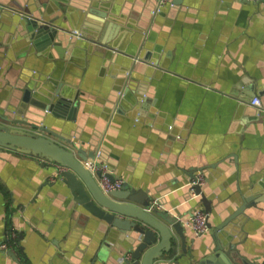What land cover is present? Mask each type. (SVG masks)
<instances>
[{
    "label": "crops",
    "instance_id": "crops-1",
    "mask_svg": "<svg viewBox=\"0 0 264 264\" xmlns=\"http://www.w3.org/2000/svg\"><path fill=\"white\" fill-rule=\"evenodd\" d=\"M91 6L104 8L107 17L90 12ZM171 6L166 2L146 19L130 0H48L41 9L35 4L33 16L53 18L67 31L99 21L100 35L119 50L114 57L86 53L82 43L66 38L63 45L75 49L60 58L51 46L34 49L23 33L2 23L0 49L7 53L0 52V108L11 107L12 93L30 79L36 86L47 77L62 82L76 112L70 120L45 116L63 137L57 141L86 151L94 142L113 177L159 196L160 208H176L179 217L203 208L199 197L185 199L190 175L200 171L211 227L199 237L184 228L191 256L182 258L196 264L213 243L219 216L232 213L245 194H264V1L182 0ZM146 52L157 61L152 68L132 58ZM125 69L131 70L128 90L117 112ZM252 93L262 112L249 105ZM56 170L36 156L0 150V241L11 228L20 248L11 250L17 260L0 252V264H106L104 234L72 218L74 207H65ZM237 224V248L251 260L262 259L264 198L246 208Z\"/></svg>",
    "mask_w": 264,
    "mask_h": 264
},
{
    "label": "water",
    "instance_id": "water-1",
    "mask_svg": "<svg viewBox=\"0 0 264 264\" xmlns=\"http://www.w3.org/2000/svg\"><path fill=\"white\" fill-rule=\"evenodd\" d=\"M47 1L0 0V26L6 23L14 27V30L23 33L25 40L29 41L34 49L42 50L46 46H51L60 58H65L67 51L75 49L71 47L72 50L69 51L67 45H63L66 38L72 43H82L86 53L94 51L103 58L107 53L111 57L118 54L119 50L110 44L107 34L100 35L103 24L100 25L99 21L95 24L86 20L79 28L73 27L72 30L67 31L54 25L53 18L42 19V14L39 17L33 16V11L36 10L35 4L40 5L39 9H41L45 7ZM130 1L140 9V13L146 19L147 16L151 19L152 11L161 2V0ZM181 1L168 0L171 7L180 4ZM87 9L103 18L107 17L104 8L98 10L91 6ZM107 21L105 23H109L110 20ZM98 29L99 33L96 34ZM73 30L79 35L74 34ZM0 52L6 55V48L3 47ZM138 53L132 57L135 62L146 63L148 68L157 64L156 60L148 56L149 52L142 55ZM124 71L126 80L116 102L117 112H121L122 105L118 103L128 90L127 81L131 70ZM19 88L21 89L12 93L11 107L0 108V150L5 148L30 154L54 164L56 168L62 167V170L57 168L56 172L57 179L65 187L66 192L62 195L65 207L68 209L74 207L72 218H80L84 225L92 223L96 231L104 234L105 241L101 246L107 249L106 264H184L183 255H189V252L186 250L187 239L184 227L179 221V211L176 208L172 212L161 209L163 199L155 194L145 193L141 189L132 188L125 181L120 189L104 193L94 175L85 166L87 161L91 162L95 159L97 144L92 142L89 151L79 146H65L57 141L58 138L63 139V137L45 124L44 119L47 114L67 120L75 117L74 100L63 89L62 82H55L47 77L36 86L34 79H30ZM251 96L254 97L255 93ZM138 102H141L140 97L137 98L134 106L139 104ZM210 167L200 170L204 171ZM190 177L191 180L194 179L193 175ZM45 182L48 183L47 180ZM192 188L209 215L211 213L209 197L205 195L202 186L193 185ZM189 197L188 187L185 199L189 200ZM263 198L264 194H245L232 213L225 217L222 213L219 216V223L213 228V243L203 251V256L196 264H264V257L260 260H251L237 248V244L242 240L238 236L240 233L238 229L241 226L237 224L238 217L246 208ZM19 237L21 238L22 234ZM6 253L17 260L11 250ZM127 254L130 256L127 257Z\"/></svg>",
    "mask_w": 264,
    "mask_h": 264
},
{
    "label": "built area",
    "instance_id": "built-area-1",
    "mask_svg": "<svg viewBox=\"0 0 264 264\" xmlns=\"http://www.w3.org/2000/svg\"><path fill=\"white\" fill-rule=\"evenodd\" d=\"M250 1V0H247ZM168 2V0H161L160 5L156 6L152 11L153 14H157L161 7ZM74 34L79 35L76 30L72 31ZM249 105L253 106L257 112H262L263 108L261 106V101L258 97H252L249 100ZM86 168L94 175L97 184L104 193H108L113 190L120 189L124 183V180L120 177H111V171L109 165L101 159L100 148L95 149V159L93 161H87L85 163ZM59 170L62 167L57 166ZM113 176V175H112ZM50 180L53 182L55 176H52ZM205 183V178L200 171H197L194 175V179L190 180L188 183L190 197L189 199L198 198V194L194 192L192 188L193 185L203 186ZM155 202H153V205ZM181 225L190 230L194 237H199L207 232L209 228V215L203 208H192L185 216L179 217ZM18 233L11 229L9 232L5 233L2 241H0V252H6L8 250H13L16 244ZM130 256L127 254V257ZM264 257V252H263Z\"/></svg>",
    "mask_w": 264,
    "mask_h": 264
},
{
    "label": "trees",
    "instance_id": "trees-1",
    "mask_svg": "<svg viewBox=\"0 0 264 264\" xmlns=\"http://www.w3.org/2000/svg\"><path fill=\"white\" fill-rule=\"evenodd\" d=\"M10 230H11V228H7L5 233L9 232ZM18 243H19V240H18V237H17L16 244L14 246V249L16 251H20V248H19V244Z\"/></svg>",
    "mask_w": 264,
    "mask_h": 264
}]
</instances>
